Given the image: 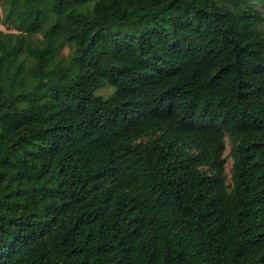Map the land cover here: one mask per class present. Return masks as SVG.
Instances as JSON below:
<instances>
[{
	"label": "trees",
	"instance_id": "16d2710c",
	"mask_svg": "<svg viewBox=\"0 0 264 264\" xmlns=\"http://www.w3.org/2000/svg\"><path fill=\"white\" fill-rule=\"evenodd\" d=\"M261 1L0 0V264H264Z\"/></svg>",
	"mask_w": 264,
	"mask_h": 264
},
{
	"label": "rangeland",
	"instance_id": "374dc122",
	"mask_svg": "<svg viewBox=\"0 0 264 264\" xmlns=\"http://www.w3.org/2000/svg\"><path fill=\"white\" fill-rule=\"evenodd\" d=\"M260 6H261V9L264 11V0L260 2ZM0 28L4 31H6V27L5 26H2L0 25ZM112 90L111 87H104L103 89H100L99 90V93H102L104 95H107L110 91ZM97 94H98V91H97ZM227 141V140H226ZM229 153V143L227 141V146H226V150H225V155H228ZM230 164H231V159L229 158L226 165H225V168H226V171L228 172V169L230 168Z\"/></svg>",
	"mask_w": 264,
	"mask_h": 264
}]
</instances>
